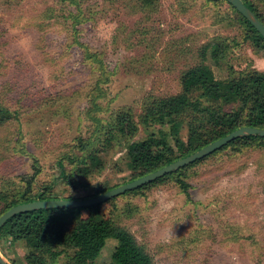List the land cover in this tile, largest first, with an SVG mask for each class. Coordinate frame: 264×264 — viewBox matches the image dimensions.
<instances>
[{"label":"rangeland","instance_id":"374dc122","mask_svg":"<svg viewBox=\"0 0 264 264\" xmlns=\"http://www.w3.org/2000/svg\"><path fill=\"white\" fill-rule=\"evenodd\" d=\"M243 32L227 0H0V104L13 115L0 128V193L11 197L31 182L32 194L50 185V196L83 199L96 187L128 182L127 146L147 135L144 104L178 93L182 74L202 63L203 47L226 46L217 64L204 62L225 87L239 73H264V54L242 41ZM196 100L220 110L219 122L240 107L199 91ZM120 111L131 114L138 132L113 133L105 145L104 128ZM90 115L101 119L95 133ZM159 128L168 130L148 131ZM78 138L91 140L101 164L68 182L57 162L69 169L67 156L86 154L77 150ZM184 174L187 193L166 178L101 204L99 212L130 232L154 264H264V146L225 148ZM114 245L107 240L94 264L107 261ZM31 254L39 251L0 239L9 264H27ZM66 260L63 253L46 264Z\"/></svg>","mask_w":264,"mask_h":264},{"label":"trees","instance_id":"16d2710c","mask_svg":"<svg viewBox=\"0 0 264 264\" xmlns=\"http://www.w3.org/2000/svg\"><path fill=\"white\" fill-rule=\"evenodd\" d=\"M242 1L264 25V0H257L263 6L262 11L253 0ZM229 6L237 13L238 21L243 27L242 41L249 43L254 51L264 54V39L244 17L230 4ZM225 49L226 46L220 43L206 45L199 55L202 63L187 69L182 74L178 93L146 101L140 115V123L147 135L142 140L131 142L127 146L126 166L130 171L128 181L183 158L239 127L264 129V73L258 71L239 73L237 78H231L225 87L204 63L211 60L217 64ZM208 51L209 56H207ZM196 91L207 100L220 101L226 105L238 101L240 107L223 122H219L217 116L221 114L220 110L203 107L198 100L191 101ZM99 97L102 98V95ZM101 106L100 103L93 102L96 110L101 109ZM186 115L191 116L189 121L185 120ZM12 116V113L0 104V128L4 127ZM89 119L94 124L95 133L97 123L101 119L96 115H90ZM154 126H167L168 130L163 131L159 128L156 132L148 131ZM184 127L186 138L181 136ZM137 132L138 127L131 114L120 111L115 115L112 123L104 128L105 145L109 144L113 133L134 137ZM77 141L79 144L77 150L85 151L86 154L67 156L69 169L65 168L64 162H57L61 176L68 177L66 179L68 182L73 181V175L86 177L92 169L98 170L101 164L96 153L89 149L91 141L89 138H78ZM231 146L235 152H241L242 149L249 147H262L264 137H240L211 154ZM200 160L123 194L136 193L166 178H174L180 191L187 193L189 185L184 179V170ZM38 172L39 169L35 166L32 177ZM30 183H26L29 188L11 197L0 193V215L21 203L58 199L48 193L47 189L51 187L50 185L32 194ZM110 189L112 188L96 187L90 197ZM100 205L89 208L37 209L18 213L10 217L0 228V239L12 243L23 242L26 247L38 250L39 254L25 257L27 264L55 262L63 253L67 256L63 264H94L107 240H114L115 245L108 260L101 264H154L152 257L130 232L101 216ZM68 251L71 255L66 254Z\"/></svg>","mask_w":264,"mask_h":264},{"label":"water","instance_id":"95a60500","mask_svg":"<svg viewBox=\"0 0 264 264\" xmlns=\"http://www.w3.org/2000/svg\"><path fill=\"white\" fill-rule=\"evenodd\" d=\"M227 2L242 16L244 17L253 28L264 39V25L254 15V13L246 7L242 0H227ZM244 136H258L264 137V129L254 127H239L225 136L210 142L209 144L201 147L195 152L180 158L170 164H167L153 172L146 175L118 185L110 190L100 193L96 196L83 198V199H51V200H36L27 203L15 205L0 215V228L12 216L18 213H24L37 209H50V208H89L103 204L110 199L122 195L125 192L134 190L145 184H148L172 171L178 170L186 165L198 161L214 151L225 146L227 143ZM0 264H9L6 260L0 257Z\"/></svg>","mask_w":264,"mask_h":264},{"label":"clouds","instance_id":"9594fccd","mask_svg":"<svg viewBox=\"0 0 264 264\" xmlns=\"http://www.w3.org/2000/svg\"><path fill=\"white\" fill-rule=\"evenodd\" d=\"M166 235H167L168 239H172L173 238L172 235H171V230H169Z\"/></svg>","mask_w":264,"mask_h":264}]
</instances>
